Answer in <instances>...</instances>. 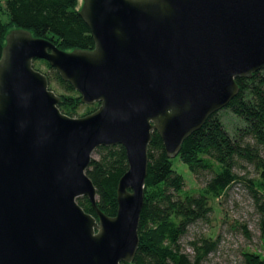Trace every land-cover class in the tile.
<instances>
[{
    "label": "water",
    "instance_id": "water-1",
    "mask_svg": "<svg viewBox=\"0 0 264 264\" xmlns=\"http://www.w3.org/2000/svg\"><path fill=\"white\" fill-rule=\"evenodd\" d=\"M95 48L65 52L14 29L0 59V264H122L137 255L153 133L169 159L264 70V0H83ZM47 61L91 115L63 114ZM122 146L115 217L87 175ZM87 198L96 217L79 205Z\"/></svg>",
    "mask_w": 264,
    "mask_h": 264
},
{
    "label": "trees",
    "instance_id": "trees-1",
    "mask_svg": "<svg viewBox=\"0 0 264 264\" xmlns=\"http://www.w3.org/2000/svg\"><path fill=\"white\" fill-rule=\"evenodd\" d=\"M80 9L79 0H0V59L6 36L14 29L28 30L65 52L94 49L92 32L79 15ZM34 68L46 75L50 88L61 97L59 109L63 114L81 118L99 108L98 103L84 105L80 93L63 81L47 61H34ZM237 83L240 88L237 97L210 116L184 142L176 157L202 187L186 188V180L175 170L162 139L157 132L153 133L139 224L140 246L130 264H202L216 250L217 241L204 239L200 246L198 242L191 243L195 251L191 256L182 249L181 240L191 226L209 220L215 211L214 202L240 183L248 188L254 200L263 246V253H244L243 264H264V70L251 79H238ZM225 111L232 114L234 123H225ZM248 167L255 169L257 177L247 176ZM128 170L122 146L95 151L87 175L97 190L98 208L109 217L117 215L118 184ZM78 203L86 213L96 217L87 198Z\"/></svg>",
    "mask_w": 264,
    "mask_h": 264
},
{
    "label": "rangeland",
    "instance_id": "rangeland-1",
    "mask_svg": "<svg viewBox=\"0 0 264 264\" xmlns=\"http://www.w3.org/2000/svg\"><path fill=\"white\" fill-rule=\"evenodd\" d=\"M83 0H79L81 8ZM4 20L7 18L4 16ZM85 111L81 110V114ZM225 123H234L229 112H223ZM175 170L186 180L187 189L202 187L190 172L189 168L179 159H173ZM248 175L257 177L255 169L248 167ZM214 213L209 220L191 226L181 240L184 252L195 255L193 242L199 246L204 239L217 241L216 250L209 254L202 264H243L246 252L263 253V246L258 231V214L254 200L248 188L240 183L234 185L223 199L214 202Z\"/></svg>",
    "mask_w": 264,
    "mask_h": 264
}]
</instances>
